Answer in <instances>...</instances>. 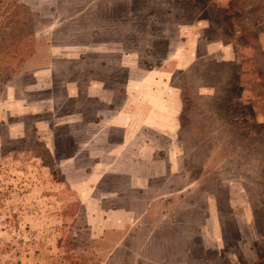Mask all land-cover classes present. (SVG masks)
<instances>
[{"label": "rangeland", "instance_id": "obj_1", "mask_svg": "<svg viewBox=\"0 0 264 264\" xmlns=\"http://www.w3.org/2000/svg\"><path fill=\"white\" fill-rule=\"evenodd\" d=\"M0 264H264V0H0Z\"/></svg>", "mask_w": 264, "mask_h": 264}, {"label": "crops", "instance_id": "obj_2", "mask_svg": "<svg viewBox=\"0 0 264 264\" xmlns=\"http://www.w3.org/2000/svg\"><path fill=\"white\" fill-rule=\"evenodd\" d=\"M206 232H207V230H206ZM174 242L173 243H168V244H166V243H164L163 245H162V247H167L168 249H172V248H174ZM161 247V246H160Z\"/></svg>", "mask_w": 264, "mask_h": 264}]
</instances>
